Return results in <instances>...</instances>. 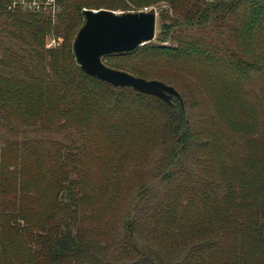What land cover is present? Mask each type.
<instances>
[{
	"label": "trees",
	"instance_id": "1",
	"mask_svg": "<svg viewBox=\"0 0 264 264\" xmlns=\"http://www.w3.org/2000/svg\"><path fill=\"white\" fill-rule=\"evenodd\" d=\"M131 1L167 5L155 41L103 62L180 98L79 65L84 9L125 0H0V264H264V0Z\"/></svg>",
	"mask_w": 264,
	"mask_h": 264
},
{
	"label": "water",
	"instance_id": "2",
	"mask_svg": "<svg viewBox=\"0 0 264 264\" xmlns=\"http://www.w3.org/2000/svg\"><path fill=\"white\" fill-rule=\"evenodd\" d=\"M85 22L77 32L73 48L87 74L115 87H131L165 101L180 98L178 90L158 79H145L106 65L105 55L136 49L156 37L157 16L150 11L116 12L110 9H84Z\"/></svg>",
	"mask_w": 264,
	"mask_h": 264
},
{
	"label": "built area",
	"instance_id": "3",
	"mask_svg": "<svg viewBox=\"0 0 264 264\" xmlns=\"http://www.w3.org/2000/svg\"><path fill=\"white\" fill-rule=\"evenodd\" d=\"M61 1L62 0H8V9L11 11L17 10L21 12L43 13L45 15H51L52 17H54L62 9ZM160 9L161 7L156 8L155 6H144L140 9L132 11L153 10L156 13V16L158 17Z\"/></svg>",
	"mask_w": 264,
	"mask_h": 264
},
{
	"label": "rangeland",
	"instance_id": "4",
	"mask_svg": "<svg viewBox=\"0 0 264 264\" xmlns=\"http://www.w3.org/2000/svg\"><path fill=\"white\" fill-rule=\"evenodd\" d=\"M126 2H127V4L129 5V7L130 8H132V9H138L139 7L138 6H136V5H134L133 4V2L131 1V0H125ZM145 6H155L156 8H159V7H161V8H166L167 7V5L165 4V3H163V2H161L160 4H149V5H145ZM94 10H98V9H94ZM114 11H116V12H122L123 10H122V8H118V9H116V10H114ZM132 11V10H131ZM124 12V11H123ZM53 18H55V17H53ZM159 28H160V17L158 16L157 17V27H156V34L159 32ZM6 40V39H5ZM153 41H155V39L153 40ZM59 41L56 39V38H54V37H48V39H47V41H46V47H48V48H53V47H56V46H58L59 45ZM110 62V61H109ZM113 68V67H112ZM116 69V68H115ZM54 138H56V139H59V140H62V141H64V142H68V138H67V135H64V134H61V135H54ZM132 191L134 192L135 191V188L133 187L132 188ZM116 253V252H115ZM114 257V256H113ZM114 261H116V259H113Z\"/></svg>",
	"mask_w": 264,
	"mask_h": 264
}]
</instances>
